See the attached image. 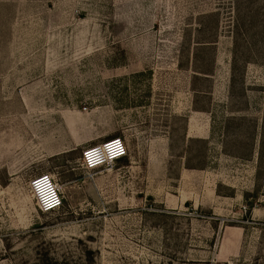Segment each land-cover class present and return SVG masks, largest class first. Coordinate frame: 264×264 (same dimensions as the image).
I'll use <instances>...</instances> for the list:
<instances>
[{
	"label": "rangeland",
	"instance_id": "obj_1",
	"mask_svg": "<svg viewBox=\"0 0 264 264\" xmlns=\"http://www.w3.org/2000/svg\"><path fill=\"white\" fill-rule=\"evenodd\" d=\"M263 121L264 0H0V264H264Z\"/></svg>",
	"mask_w": 264,
	"mask_h": 264
},
{
	"label": "built area",
	"instance_id": "obj_2",
	"mask_svg": "<svg viewBox=\"0 0 264 264\" xmlns=\"http://www.w3.org/2000/svg\"><path fill=\"white\" fill-rule=\"evenodd\" d=\"M127 156V149L121 138L112 137L81 149L78 162L88 176L90 172L111 167ZM38 212L47 215L58 211L63 204L59 185L50 174L35 176L29 185Z\"/></svg>",
	"mask_w": 264,
	"mask_h": 264
},
{
	"label": "trees",
	"instance_id": "obj_3",
	"mask_svg": "<svg viewBox=\"0 0 264 264\" xmlns=\"http://www.w3.org/2000/svg\"><path fill=\"white\" fill-rule=\"evenodd\" d=\"M260 129L264 132V121L261 123ZM264 147V135H261L260 140H259V151H258V161L262 160V149Z\"/></svg>",
	"mask_w": 264,
	"mask_h": 264
},
{
	"label": "bare ground",
	"instance_id": "obj_4",
	"mask_svg": "<svg viewBox=\"0 0 264 264\" xmlns=\"http://www.w3.org/2000/svg\"><path fill=\"white\" fill-rule=\"evenodd\" d=\"M29 185H30V183H29ZM59 188H60V192H61V194H63V192H62V190H61V186L59 185ZM30 191V190H29Z\"/></svg>",
	"mask_w": 264,
	"mask_h": 264
},
{
	"label": "crops",
	"instance_id": "obj_5",
	"mask_svg": "<svg viewBox=\"0 0 264 264\" xmlns=\"http://www.w3.org/2000/svg\"><path fill=\"white\" fill-rule=\"evenodd\" d=\"M86 146H88V144H87ZM86 146H82V148H84V147H86ZM82 148H81V149H82Z\"/></svg>",
	"mask_w": 264,
	"mask_h": 264
}]
</instances>
